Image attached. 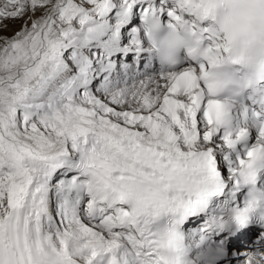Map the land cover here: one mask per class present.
<instances>
[{
    "label": "snow or ice",
    "instance_id": "snow-or-ice-1",
    "mask_svg": "<svg viewBox=\"0 0 264 264\" xmlns=\"http://www.w3.org/2000/svg\"><path fill=\"white\" fill-rule=\"evenodd\" d=\"M0 264H264V0H0Z\"/></svg>",
    "mask_w": 264,
    "mask_h": 264
}]
</instances>
